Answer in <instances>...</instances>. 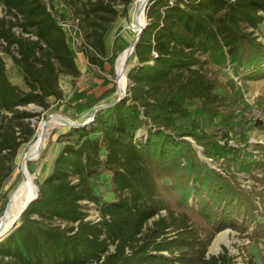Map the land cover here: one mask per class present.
Here are the masks:
<instances>
[{"label":"trees","instance_id":"1","mask_svg":"<svg viewBox=\"0 0 264 264\" xmlns=\"http://www.w3.org/2000/svg\"><path fill=\"white\" fill-rule=\"evenodd\" d=\"M62 1L74 7L87 64L103 70L118 11L106 0ZM131 2L121 0L123 15ZM0 6L1 188L35 135L37 114L21 108L48 110L49 98L64 96L59 75L77 78L80 70L65 13L44 0ZM145 17L127 95L61 136L37 198L0 239V264H235L225 247L207 253L216 233L246 232L251 223L249 238L264 240V145H252L262 157L246 159L229 144L232 104L211 74L212 65L228 64L235 74L264 77V45L253 31L264 22V0H149ZM1 54L20 70L25 89L9 80ZM203 122L217 125L208 131ZM239 173L253 180L251 191L240 188ZM104 174L109 198L97 184ZM244 264L257 263L249 257Z\"/></svg>","mask_w":264,"mask_h":264},{"label":"rangeland","instance_id":"2","mask_svg":"<svg viewBox=\"0 0 264 264\" xmlns=\"http://www.w3.org/2000/svg\"><path fill=\"white\" fill-rule=\"evenodd\" d=\"M44 1L46 4L51 5L54 11L66 14L67 21L64 23V29L67 34V42L73 51L75 62L80 70V76L72 78L71 76L63 74L59 75V85L64 96L60 101L49 98L48 101L50 106L48 110L43 111L41 107L34 104L21 108L37 114V116L30 119L31 126L36 129L35 135L38 123L50 114H58L72 123L80 124L90 118L94 107L111 103L118 99L117 83L115 81V63L118 55L129 45L135 35L132 26V16L138 0H132L125 15L121 12V0H106L118 11L119 15L110 25L109 32L105 37L107 55L103 59V70H99L97 67L87 64L80 38L76 35L75 21L72 17L73 5L67 4L62 0ZM80 1L84 2L85 0ZM3 13L4 11L0 6V17ZM146 23L147 20L145 17L144 24ZM253 31L257 40L264 45V22ZM1 55L5 62L9 80L20 88L25 89L20 70L13 65L9 56L5 54ZM134 64L135 58L130 57L126 74ZM110 68L113 69L112 74L109 72ZM211 71V74L218 77L220 81V87L217 92L227 97L232 104V113L234 117L230 122L229 144L237 147L240 151V156L246 159L250 157H255L257 159L262 157V154H256L252 145L256 143L264 145V77H247L244 76L241 71L235 74L228 64L224 67L212 65ZM110 88H112L113 91L104 95ZM128 88L129 80L127 78L123 98L127 95ZM186 106L190 109H194L196 107V102H187ZM203 124L206 125L205 122H203ZM216 125L209 126L208 124L206 125V129L210 131L216 127ZM69 128L70 127L63 125L53 126L51 128L52 130L50 129L48 131L40 158L28 164L29 169L31 168L30 171L32 170V173L36 176V184L51 172L53 160L62 146L60 140L66 139L61 136L66 134ZM218 133L219 136L221 132ZM28 144L21 146L18 150L17 156L14 159L13 173L0 188V208L2 202L8 199L10 193L21 180L19 166ZM191 144L197 154L208 166L220 171L217 163L203 158L200 146L196 145L194 141H191ZM108 176V174H104L100 178V182L97 183L102 190V195L107 198L111 197L109 190H107ZM237 182L241 189L248 192L254 187L253 180L246 173H239ZM256 203H258V201H256ZM90 213L93 218L94 211L90 210ZM1 214L2 213H0V215ZM258 219L264 221V217H259ZM252 228V224L248 223V230L246 232L234 231L228 228L219 231L211 240L207 253L210 255H217L221 252V248L225 247L228 253L235 257V264H244L245 259L249 257L254 258L257 264H264V240H259L257 242L252 241L249 235H247L251 233ZM217 237H220L218 241H216Z\"/></svg>","mask_w":264,"mask_h":264},{"label":"bare ground","instance_id":"3","mask_svg":"<svg viewBox=\"0 0 264 264\" xmlns=\"http://www.w3.org/2000/svg\"><path fill=\"white\" fill-rule=\"evenodd\" d=\"M147 0H138L137 5L133 11V29L135 35L132 38L128 46L118 55L115 63V81L117 83V93L123 95L126 88V71L128 67V61L131 57V43L134 41L139 29L143 26L144 17V7ZM64 121L66 119L58 114H50V118L47 122L44 120L38 123V128L34 139L28 144L23 154L19 172L21 174V180L17 184L19 185L18 191L11 197L8 210L3 219L0 220V234H3L7 229H9L14 222L17 221V216L22 210L24 204H26L30 199H32L37 192L36 176L29 169V163L31 161H36L40 158L41 152L45 145V140L48 131L56 125L68 126ZM68 121V120H67ZM70 122V121H69ZM52 130V129H51ZM50 152V151H49ZM48 155V154H47ZM44 170V169H42ZM42 172V171H41ZM220 237H217L218 241Z\"/></svg>","mask_w":264,"mask_h":264},{"label":"water","instance_id":"4","mask_svg":"<svg viewBox=\"0 0 264 264\" xmlns=\"http://www.w3.org/2000/svg\"><path fill=\"white\" fill-rule=\"evenodd\" d=\"M148 1H149V0H147V3H148ZM147 3H146V5H147ZM146 5H145V7H146ZM145 7H144V11H145ZM145 26H146V24H143V26L139 29V31H138V33H137V35H136L134 41L131 43V50H132V51H133V49H134V45H135L136 42L138 41V39H139V37L141 36L143 30L145 29ZM122 99H123V95H119V96H118V99L115 100V101H113V102H111V103H106V104H102V105H98V106L94 107V109H93V111H92V113H91V115H90V118H89L87 121L83 122V123L75 124V123L69 122V121H67V120L64 121V122H65V123L68 125V127H70V128H81V127H86V126H88V125L92 122V120H93V118H94V115H95L96 111H98V110H100V109H105V108L111 107V106H113V105H115V104H117V103H120V102L122 101ZM49 118H50V115H48V116L44 119V121L47 122V121L49 120ZM18 186H19V185H17V186L13 189V191L10 193V195H9L7 201H6L5 207H4L3 211H2V214L0 215V220L4 218V216H5V214H6L7 210H8L9 204H10V199H11V197H12V196L18 191V189H19ZM36 198H37V192L35 193V195H34V197H33L32 199H30L26 204H24L22 210L19 212V214H18V216H17V221L14 222V224H13L9 229H7L3 234H0V239H1L3 236H5V235H6V234H7V233H8V232H9V231H10V230H11V229L17 224V223H18V220H19L20 216L22 215V213L25 211V209L28 207V205H29L32 201H34Z\"/></svg>","mask_w":264,"mask_h":264},{"label":"built area","instance_id":"5","mask_svg":"<svg viewBox=\"0 0 264 264\" xmlns=\"http://www.w3.org/2000/svg\"><path fill=\"white\" fill-rule=\"evenodd\" d=\"M94 218V217H93Z\"/></svg>","mask_w":264,"mask_h":264}]
</instances>
